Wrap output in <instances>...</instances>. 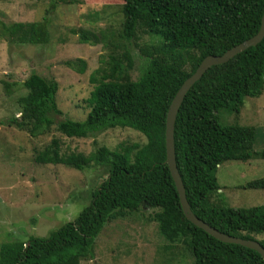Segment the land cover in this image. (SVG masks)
<instances>
[{
  "label": "trees",
  "instance_id": "trees-1",
  "mask_svg": "<svg viewBox=\"0 0 264 264\" xmlns=\"http://www.w3.org/2000/svg\"><path fill=\"white\" fill-rule=\"evenodd\" d=\"M45 1L49 9L58 2L81 3ZM262 10L263 0H122L121 39L126 43L148 35L154 40L136 43L145 61L135 80L127 77L131 58L126 45H112L119 48L120 55L110 57L112 65L107 71L96 68L90 73L92 88L84 100L88 110L82 119L56 118L62 112L56 105L57 82L53 78L31 71L21 82L2 81L5 95H11V86L16 85L25 92L15 98L18 115L0 123L23 130L30 137L54 130L65 137L83 138L88 133L127 127L142 134L145 143L119 144L113 149L100 145L87 155L65 154L59 153V138L52 136L35 152L36 163L77 170L100 165L106 176L72 220L45 236L29 235L25 240L0 243V264H80V260L93 257V239L112 211L139 207L158 208L169 219L183 220L185 247L192 264H264L253 249L219 241L183 217L164 162L163 140L166 109L181 82L204 56L220 55L252 36ZM0 38L8 43L44 44L49 39L45 17L0 21ZM78 40L89 42L84 32L79 33ZM64 64L79 74L86 67L78 57ZM187 65L189 70L185 71ZM263 84L264 35L227 61L209 66L191 84L175 115L173 147L185 199L193 214L222 233L255 240L264 248V238L259 237L264 232V204L232 207L222 200L219 204L209 201L210 194L219 188L215 178L219 164L264 158V148L252 149V126L221 123L217 115L219 110L236 115L243 98L259 95ZM242 187L264 188V178L249 180Z\"/></svg>",
  "mask_w": 264,
  "mask_h": 264
},
{
  "label": "rangeland",
  "instance_id": "rangeland-1",
  "mask_svg": "<svg viewBox=\"0 0 264 264\" xmlns=\"http://www.w3.org/2000/svg\"><path fill=\"white\" fill-rule=\"evenodd\" d=\"M36 1L0 0V21H31L43 15L49 31L44 44L8 43L0 38V121L18 115L15 98L25 92L16 85L11 86V95H5L1 82H21L31 71L57 82L55 100L62 112L57 119H82L88 110L84 100L92 88L90 73L96 68L107 71L112 65L110 57L120 55L113 44L126 45L131 58L127 77L138 78L145 60L136 43L154 39L148 35L126 43L121 39L122 0L64 1L51 9L45 0ZM81 32L89 42H96H79ZM77 57L86 63L81 74L64 64ZM122 65L125 66L123 58ZM184 70L188 71L189 66ZM217 115L221 123L252 126V149L264 148V84L259 95L243 98L236 115L224 110ZM52 136L59 138V153L65 154L87 155L100 145L113 149L119 144L145 143L142 134L127 127L96 131L83 138L65 137L54 130L30 137L23 130L0 123V243L25 240L29 235L45 236L72 220L87 204L91 190L106 176L100 165L89 164L77 170L61 164L36 163L35 152ZM215 178L219 188L210 194V202L219 204L222 200L232 207L264 204V188L242 187L249 180L264 178V158L224 161L217 166ZM186 236L183 220L169 219L158 208L115 209L93 239V257L80 260V264H192L185 247ZM259 237L264 238V232Z\"/></svg>",
  "mask_w": 264,
  "mask_h": 264
},
{
  "label": "water",
  "instance_id": "water-1",
  "mask_svg": "<svg viewBox=\"0 0 264 264\" xmlns=\"http://www.w3.org/2000/svg\"><path fill=\"white\" fill-rule=\"evenodd\" d=\"M263 35H264V0H263V10L260 16L259 26L257 31L252 36L226 49L220 55L204 56L200 60L194 71L181 82V84L173 94L172 98L170 99L166 109L165 119H164L163 140H164V162L167 166L169 175L173 181V185L177 193L178 202L183 217L188 222L202 229L204 232H206L207 234L216 238L219 241L226 243H236L245 246L247 248L253 249L260 255V257L264 261V248L257 241L251 239H243L240 237H235L232 235L222 233L217 229L211 227L210 225H208L207 223H205L204 221H202L193 214L185 199L183 184L181 182L179 173L175 165L174 147H173V123H174L175 115L185 92L189 89L191 84L194 81H196L209 66L225 62L234 54L245 49L246 47L255 45L257 42L260 41Z\"/></svg>",
  "mask_w": 264,
  "mask_h": 264
}]
</instances>
